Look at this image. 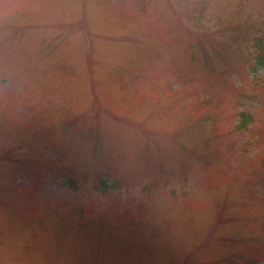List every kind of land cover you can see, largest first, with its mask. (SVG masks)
Returning a JSON list of instances; mask_svg holds the SVG:
<instances>
[{"label":"rangeland","instance_id":"rangeland-1","mask_svg":"<svg viewBox=\"0 0 264 264\" xmlns=\"http://www.w3.org/2000/svg\"><path fill=\"white\" fill-rule=\"evenodd\" d=\"M258 36L264 0H0V264H264Z\"/></svg>","mask_w":264,"mask_h":264},{"label":"trees","instance_id":"trees-1","mask_svg":"<svg viewBox=\"0 0 264 264\" xmlns=\"http://www.w3.org/2000/svg\"><path fill=\"white\" fill-rule=\"evenodd\" d=\"M256 45L262 50V53L257 56V61H256L257 62L256 68H259L261 66H264V40L259 39Z\"/></svg>","mask_w":264,"mask_h":264}]
</instances>
